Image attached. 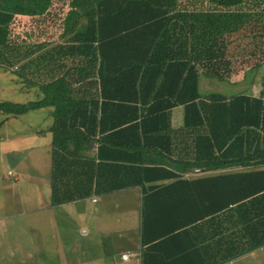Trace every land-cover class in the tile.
Instances as JSON below:
<instances>
[{
	"label": "trees",
	"instance_id": "trees-1",
	"mask_svg": "<svg viewBox=\"0 0 264 264\" xmlns=\"http://www.w3.org/2000/svg\"><path fill=\"white\" fill-rule=\"evenodd\" d=\"M58 1L0 0L1 67L23 55V47L9 40L14 16L51 12ZM177 1L68 0L65 31L74 33L79 49L98 45L88 61L97 67L99 93L91 101L73 100L60 79L45 87L41 99L0 101V112L17 116L54 107L53 202L139 186L142 244L157 245L185 226L198 227L201 264L215 257L216 245L227 261L264 245V93L203 98L199 78L204 73L230 81L236 55L229 46L242 34L253 40L242 58L264 57V11L237 9L244 0H206L177 10ZM81 56L79 65L87 67ZM178 104L184 106L180 131L191 135L185 159L171 158L170 110ZM151 156L167 162L154 164ZM233 167L250 168L202 175Z\"/></svg>",
	"mask_w": 264,
	"mask_h": 264
},
{
	"label": "crops",
	"instance_id": "crops-1",
	"mask_svg": "<svg viewBox=\"0 0 264 264\" xmlns=\"http://www.w3.org/2000/svg\"><path fill=\"white\" fill-rule=\"evenodd\" d=\"M69 7L68 0H63L55 2V8L53 6L51 12L47 10L51 15L43 12L14 16L9 29V40L23 47L21 57L25 60L17 59L9 68L0 66V69L9 73L7 77L0 78V101L26 103L41 99L45 87L60 79L73 100L86 96L91 101L93 95L99 93L97 67H91L92 61H88L97 56L98 45L94 42L88 49H79L74 33L69 34L70 28L67 27L65 31ZM177 7V10H189L186 6ZM84 24L82 18L79 25L83 28ZM76 30L74 27L73 31ZM79 55L88 61L87 67L79 65ZM233 58L235 59H231L229 66L230 81L224 87L220 78L200 74L201 97L211 93L228 96L245 93L259 97L264 93V57ZM244 69L248 70L246 82L243 78ZM5 82L7 85L3 86ZM5 91L13 92L12 96L7 98ZM30 114H36L34 117L38 116L40 122L30 126ZM26 120H29V125ZM183 120L184 106L178 104L170 110V134L174 145L172 159L182 155L185 159L186 152L191 153V135L186 134L185 130L180 131L183 129ZM54 121L53 106H44L17 116L0 115V161H4L3 155L7 153L9 157L6 160L23 171L25 177L13 187L6 183L8 178H0V191H10L9 194L3 192L0 196V264H201L202 237L198 227L192 229V226H185L157 245L142 244L140 211L143 191L139 186L94 192L58 204L53 202L50 183L53 139L51 127ZM12 128L13 133L7 132ZM99 136L96 135L95 139L98 140ZM97 140L91 142L88 152L92 157L97 151ZM41 147V170L45 174L40 171L37 177L32 174L39 171H32L25 163L32 152ZM119 154L125 155L126 152ZM150 160L154 164L167 162L155 156H151ZM169 165L183 171L179 166L172 163ZM249 168H224L202 172V175L244 171ZM9 171L11 170L6 175L13 176L16 180L14 173L11 171L8 174ZM29 181L36 183L43 194H32V184ZM95 184L96 181L93 180V185ZM21 186L24 187L21 189ZM35 202L40 206H34ZM131 207L138 216L135 224L133 223L135 231L129 227L132 221L126 213ZM81 222L88 233L79 228ZM194 239H197L195 246L192 245ZM122 243L125 244L121 245ZM223 248L222 246L221 251ZM217 249L219 247L216 245L213 250L215 257L205 261L214 264H264V245L227 261H221ZM124 253L128 254L127 258H121Z\"/></svg>",
	"mask_w": 264,
	"mask_h": 264
},
{
	"label": "rangeland",
	"instance_id": "rangeland-1",
	"mask_svg": "<svg viewBox=\"0 0 264 264\" xmlns=\"http://www.w3.org/2000/svg\"><path fill=\"white\" fill-rule=\"evenodd\" d=\"M191 3H196V4H200V5L201 4H204V5L207 4L206 0L205 1L179 0V1H177L176 5L187 6V7L196 6V5H191ZM237 9L250 10V11H252V10L264 11V0H244L241 4H239L237 6ZM45 23H46V21H45ZM44 24H42V25H44ZM252 48H253V40L251 38H248V35H246V34H242V35L237 36L229 46L230 52H233L234 53L233 55H236V56H234L236 58L241 56V55L245 56L244 54ZM243 56H241L240 58L244 59V58H242ZM219 72H220V70H219ZM8 74H9L8 72H4L2 69H0V78L7 77ZM226 84H228V83L227 82L225 83L224 81H222V83H221V85H223V87L226 86ZM6 85H7V83L5 82L3 84V86H6ZM12 93L13 92L10 93L7 91L6 97L8 98V97L12 96L11 95ZM0 115H3V113L0 112ZM34 116H36V114H30V116H28V117H30L29 118L30 119V126L35 125L38 122H40V118L38 116L37 117H34ZM26 124L29 125V120H26ZM7 132L13 133L14 128L7 130ZM42 152H43V147L36 149L28 157V162L25 163L27 167L32 169V171H35V169L37 171H39L38 173L32 174V175H36L37 177L39 176L40 171H41V173L45 174L43 169L41 170V157H42L41 154H42ZM3 157H4V161L3 162L0 161V178L1 179L8 178V181H6V183L9 184L11 187H13L16 183H21L25 179V177L23 176V173H22L23 171L18 170L17 167H13V165L10 164V160H6V158L9 157V155L7 153L5 155H3ZM26 166H24V167L26 168ZM8 170H11L14 173V176H16V180H14L13 176H7L6 175ZM11 171H9L8 174H11ZM27 180H31V179H27ZM39 180H43V179H39ZM29 182H31V184H32V192H31L32 194H34V195L38 194V196L43 194V190L42 189L40 190V188L37 187L36 183H34L33 181H29ZM23 187L24 186H21V189ZM25 188L27 189V187H25ZM17 190L19 191L18 188H17ZM3 192L4 191H2V190L0 191V196L2 195L1 193H3ZM9 193H10V191L4 192V194H9ZM38 200H39V198H38ZM34 206H40V204L38 202H35ZM126 213H128V218L130 217L131 221H132V224H129V227L134 228L133 231H135L136 226L134 224H135V220L138 219L137 212L134 209H132V207H131L130 209H127ZM82 225H83V223L81 222L79 228L81 230H86L85 233H88V229L86 227H83L84 225L83 226ZM82 228H84V229H82ZM81 230L79 231L80 234H82ZM111 240H112V238H111ZM123 244H125V243H122L121 245H123Z\"/></svg>",
	"mask_w": 264,
	"mask_h": 264
},
{
	"label": "built area",
	"instance_id": "built-area-1",
	"mask_svg": "<svg viewBox=\"0 0 264 264\" xmlns=\"http://www.w3.org/2000/svg\"><path fill=\"white\" fill-rule=\"evenodd\" d=\"M195 171H198V169H195ZM128 254L127 253H124L121 255V258H127Z\"/></svg>",
	"mask_w": 264,
	"mask_h": 264
}]
</instances>
